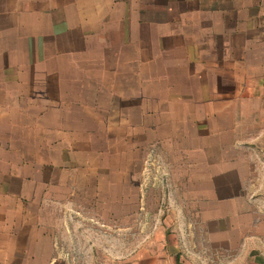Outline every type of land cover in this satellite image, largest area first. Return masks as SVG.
Listing matches in <instances>:
<instances>
[{
	"label": "crops",
	"instance_id": "1",
	"mask_svg": "<svg viewBox=\"0 0 264 264\" xmlns=\"http://www.w3.org/2000/svg\"><path fill=\"white\" fill-rule=\"evenodd\" d=\"M151 154L211 245L121 264H264V0H0V264H52L55 207L122 201Z\"/></svg>",
	"mask_w": 264,
	"mask_h": 264
},
{
	"label": "rangeland",
	"instance_id": "2",
	"mask_svg": "<svg viewBox=\"0 0 264 264\" xmlns=\"http://www.w3.org/2000/svg\"><path fill=\"white\" fill-rule=\"evenodd\" d=\"M143 175L141 186L119 188L121 196L115 199L122 201L57 205L54 211L64 214L65 222L63 227L62 219L60 226L50 227L52 241L60 245L52 264H121L132 259L143 244L173 235V229L199 253L201 245L210 244L197 233L199 218L191 212L196 203L184 187L174 185L173 171L151 154Z\"/></svg>",
	"mask_w": 264,
	"mask_h": 264
}]
</instances>
